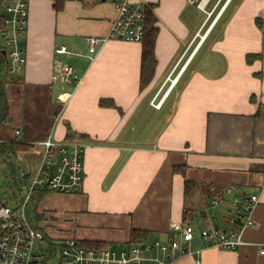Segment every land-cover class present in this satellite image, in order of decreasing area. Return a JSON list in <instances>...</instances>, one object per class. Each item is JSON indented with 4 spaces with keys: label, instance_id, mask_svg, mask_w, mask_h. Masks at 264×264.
Masks as SVG:
<instances>
[{
    "label": "crops",
    "instance_id": "0c3cea01",
    "mask_svg": "<svg viewBox=\"0 0 264 264\" xmlns=\"http://www.w3.org/2000/svg\"><path fill=\"white\" fill-rule=\"evenodd\" d=\"M57 1L27 0L26 63L6 83L14 132L0 135L27 146L14 153L29 167L25 187L48 134L84 145L79 189L47 191L38 203L63 231L44 234L123 246L137 242L132 228L168 241L179 236L171 222H190V252L170 264H264V0H220L211 26L190 0H127L149 8L157 26L143 85L141 41L106 37L91 51L86 40L106 36L114 0ZM60 45L68 52H56ZM64 64L77 80L64 81ZM185 180L196 185L185 191ZM253 192L244 243L224 249L199 236L203 227L226 228L240 207L232 199Z\"/></svg>",
    "mask_w": 264,
    "mask_h": 264
},
{
    "label": "built area",
    "instance_id": "2783aa9c",
    "mask_svg": "<svg viewBox=\"0 0 264 264\" xmlns=\"http://www.w3.org/2000/svg\"><path fill=\"white\" fill-rule=\"evenodd\" d=\"M190 1L204 12L205 20L212 16L208 24L211 26L228 0L216 12L214 10L220 0ZM113 4L116 14L106 36L86 37L91 51L106 37L140 41L143 36L144 9L127 0H114ZM27 22V0H0V60L6 63L8 72H17L26 63V53L19 40L26 32ZM55 51L68 52L64 45L55 47ZM62 71L65 82L79 78L69 64H64ZM177 78V75L171 77L170 83ZM154 98L151 103L156 107L160 106L163 97L158 101H154ZM39 143L43 147L40 166L30 177L25 193L14 206L5 201L0 202V264H170L176 256L190 252L189 245L196 233L190 222H171L169 229L178 230L179 236L168 241L154 239L115 248L113 245H91L80 242L75 237H66L61 241L52 239L54 244L46 241L47 245L44 246V233L31 224L25 205L29 197L40 188L67 192L79 189L83 178L84 145L74 138L54 139L51 134ZM261 169L264 171V163ZM237 201L240 207L229 219L226 228L211 226L198 230L199 236L210 246L235 249L244 243L243 232L253 223L252 211L258 202V193H250L241 200L236 196L232 199V204ZM259 252L264 254V245L259 248ZM53 257L56 259L51 262ZM194 264H200L199 260H195Z\"/></svg>",
    "mask_w": 264,
    "mask_h": 264
},
{
    "label": "trees",
    "instance_id": "16d2710c",
    "mask_svg": "<svg viewBox=\"0 0 264 264\" xmlns=\"http://www.w3.org/2000/svg\"><path fill=\"white\" fill-rule=\"evenodd\" d=\"M57 2H61L58 0ZM145 18H144V32L143 36L141 38L142 42V54H141V73H140V84L143 85L146 83L151 75L153 70V64H154V56H153V47L154 42L157 34V26L155 25V16L153 12L145 7ZM7 65L5 62L0 60V123L3 121H7L8 119V113H9V107L7 103L6 98V83H7ZM109 102L106 98L100 99V104L105 105V103ZM68 134L72 135V131L68 127ZM26 146L25 143L13 140V139H6L1 140L0 139V156H5L6 154L12 153L14 154L17 150L24 149ZM178 166H176L177 168ZM179 168V167H178ZM196 184L195 182H191L189 180L184 181V189L185 191H189L192 187H194ZM54 189L49 188H40L37 189L36 195L35 193L32 194L26 205H25V212L29 220H31L34 224L33 226L41 229L39 226H37V222L41 218V213L39 214L36 212L37 210V200L39 197H41L43 194H45L47 191H52ZM45 236V240L49 241L50 243L54 244L52 241V238ZM148 237V231L144 229H138V228H132L130 230V239L141 242L146 241ZM80 242L91 244V245H104V243L99 241H91V242H85L80 239H78ZM57 243V242H55Z\"/></svg>",
    "mask_w": 264,
    "mask_h": 264
},
{
    "label": "rangeland",
    "instance_id": "374dc122",
    "mask_svg": "<svg viewBox=\"0 0 264 264\" xmlns=\"http://www.w3.org/2000/svg\"><path fill=\"white\" fill-rule=\"evenodd\" d=\"M197 14L201 18L204 13L199 10V13H197ZM211 17L209 18V20H211ZM17 74L18 73H16V71H15V72H10L9 74H7V76L14 77V76H17ZM14 121L15 120L13 119V120L1 122L0 123V135H4L6 137L11 136L12 133L14 132V128H13L14 127L13 126ZM15 155L16 154L9 153V154H6L5 156H3V155L0 156V202L5 201L7 204H10L13 206L19 202L22 194H24L26 191L25 185H24L25 178L23 177V173L27 174L28 169H29V167L27 165H25V163H23L22 161L18 160V156L17 155L15 156ZM53 191L58 192V193L67 192V191L52 190L50 193H53ZM35 195H36V192H35ZM41 197H39V199L37 200L36 212H38L39 214L41 213V218L37 222V226H39L42 229L45 227V229H43V230L45 232L49 233L50 236H53V235H51L53 233L49 231L52 229L58 230L61 233H63V231L57 229V227H59V226H58V224H56V220H54V217L51 219L52 224L48 225L47 222H49V220H47V217H46L47 214H45V212L42 209L38 208V203L41 200ZM29 221L31 222L32 225L34 224L31 220H29ZM41 223H42V225H41ZM46 227H48V228H46ZM42 229H40V230H42ZM49 235H48V237H50ZM64 236H66V235L58 234L55 237H64ZM69 237H72V236H69ZM83 241L87 242L88 240H83ZM44 242L45 243H43V245L46 246L47 245L46 240ZM88 242H91V241H88ZM141 242H145V241H141ZM119 243H122V242H119ZM119 243H111V244L115 248H118L122 245ZM119 250L120 249H117V251H119ZM55 259L56 258L53 257L50 261L51 262L55 261Z\"/></svg>",
    "mask_w": 264,
    "mask_h": 264
},
{
    "label": "water",
    "instance_id": "95a60500",
    "mask_svg": "<svg viewBox=\"0 0 264 264\" xmlns=\"http://www.w3.org/2000/svg\"><path fill=\"white\" fill-rule=\"evenodd\" d=\"M19 43L21 44V45H24V40H19Z\"/></svg>",
    "mask_w": 264,
    "mask_h": 264
}]
</instances>
